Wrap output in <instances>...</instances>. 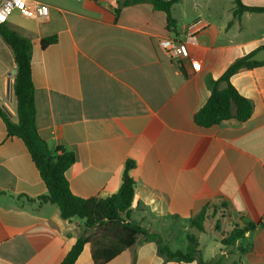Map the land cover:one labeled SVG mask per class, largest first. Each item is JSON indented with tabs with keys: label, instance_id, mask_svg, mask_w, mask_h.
Returning a JSON list of instances; mask_svg holds the SVG:
<instances>
[{
	"label": "crops",
	"instance_id": "obj_1",
	"mask_svg": "<svg viewBox=\"0 0 264 264\" xmlns=\"http://www.w3.org/2000/svg\"><path fill=\"white\" fill-rule=\"evenodd\" d=\"M264 7V0H241ZM124 0H53L44 21L25 19L15 28L33 42L31 74L36 124L52 151L71 152L66 177L81 198H107L122 185L125 167L135 182L130 220L159 235L173 251L194 234L203 259L214 264H264V64L235 75L231 83L253 105L251 117L209 128L195 115L210 97L208 81L236 60L264 48V13L234 16V0H182L166 14L150 4ZM197 20L206 27L189 44L199 71L177 68L158 40H186ZM57 42L41 47L45 37ZM13 51L0 36V107L17 122ZM224 87V85L222 86ZM47 188L24 142L8 135L0 116V264H60L83 232L85 221L63 220L50 203L29 200ZM229 206L234 226L255 224L236 246H225V227L206 231L191 220L207 204ZM210 214V211H209ZM244 250V251H242ZM88 244L76 264H94ZM235 255L229 261L228 255ZM106 264H198L165 261L145 241Z\"/></svg>",
	"mask_w": 264,
	"mask_h": 264
},
{
	"label": "trees",
	"instance_id": "obj_2",
	"mask_svg": "<svg viewBox=\"0 0 264 264\" xmlns=\"http://www.w3.org/2000/svg\"><path fill=\"white\" fill-rule=\"evenodd\" d=\"M181 1L124 0V2L118 3L115 15L118 16L125 6L147 3L152 5L153 9L165 13L168 29L176 31L177 23L172 10L174 5ZM234 3V16L242 15L245 12L264 13V7H249L244 5L241 0H234ZM0 36L11 48L15 57L17 68L13 91L18 120L14 122L8 112L1 107L0 116L6 124L8 135L17 137L24 142L47 188L46 195L29 201L56 205L63 220L78 218L85 221L83 232L60 264H76L88 244L92 248L93 263L106 264L129 247L137 244L140 238L155 242L158 245L159 254L165 261L214 264L203 259L199 239L194 234L187 236V247L184 252L173 251L163 244L159 235L151 233L140 224L130 220L131 206L135 196V182L129 176V171L133 168L132 162L126 165L121 188L116 194L107 198H81L72 193L66 172L75 163V155L66 151L58 154V150H50L37 128L35 86L31 74L33 42L7 24H0ZM56 42L57 37L51 36L43 38L40 44L45 49ZM250 57L246 56L236 60L220 78L208 81L211 94L206 104L195 115V123L198 126L209 128L230 119L245 122L251 117L253 113L251 101L242 96L231 83L232 78L238 73L264 64V62H251L249 61ZM223 85L224 87H222ZM220 207L225 209L230 217L227 204H207L191 220V227L205 232V223L214 219ZM215 221L218 229V225L222 221L220 218H216ZM256 227L251 223L245 224L243 227L233 226L230 232L225 234L222 244L234 247L240 239L254 231Z\"/></svg>",
	"mask_w": 264,
	"mask_h": 264
},
{
	"label": "built area",
	"instance_id": "obj_3",
	"mask_svg": "<svg viewBox=\"0 0 264 264\" xmlns=\"http://www.w3.org/2000/svg\"><path fill=\"white\" fill-rule=\"evenodd\" d=\"M15 13L25 19L44 21L49 18L50 10L41 0H0V24H8ZM206 25L204 20H197L187 27L186 40L161 38L158 47L180 70H183L184 62L189 61L191 68L199 71L201 64L190 57L189 44L196 42L197 35Z\"/></svg>",
	"mask_w": 264,
	"mask_h": 264
},
{
	"label": "rangeland",
	"instance_id": "obj_4",
	"mask_svg": "<svg viewBox=\"0 0 264 264\" xmlns=\"http://www.w3.org/2000/svg\"><path fill=\"white\" fill-rule=\"evenodd\" d=\"M43 2H50V1H53V0H41ZM174 8V12L177 13V7H173ZM27 21L25 19H23V17H21L18 13H15L12 17H11V20H10V23L15 27L17 28L18 25L20 24H24L26 23ZM216 218H220L221 221H222V225L225 227V231L227 233L230 232V230L233 228L234 224L232 223L231 221V217L228 216V212L223 209L222 207H220V209L218 210L217 212V215L214 216V219L210 220L209 221V226L210 225H213ZM187 245V244H186ZM175 249H179L181 250L182 252H184L186 250V247H181V246H178L177 248L175 247ZM229 261H235V255L233 254H230L228 255V258H227ZM236 264H239L238 261H235Z\"/></svg>",
	"mask_w": 264,
	"mask_h": 264
},
{
	"label": "water",
	"instance_id": "obj_5",
	"mask_svg": "<svg viewBox=\"0 0 264 264\" xmlns=\"http://www.w3.org/2000/svg\"><path fill=\"white\" fill-rule=\"evenodd\" d=\"M249 61H251V62H260V63L264 62V49H261L255 55L251 56L249 58Z\"/></svg>",
	"mask_w": 264,
	"mask_h": 264
}]
</instances>
